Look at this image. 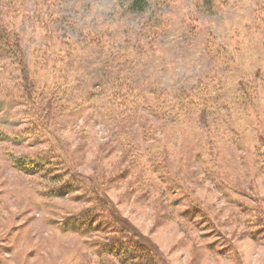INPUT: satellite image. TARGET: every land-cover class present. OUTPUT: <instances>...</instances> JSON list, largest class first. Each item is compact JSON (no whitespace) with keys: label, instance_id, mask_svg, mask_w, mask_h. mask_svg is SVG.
<instances>
[{"label":"rangeland","instance_id":"374dc122","mask_svg":"<svg viewBox=\"0 0 264 264\" xmlns=\"http://www.w3.org/2000/svg\"><path fill=\"white\" fill-rule=\"evenodd\" d=\"M205 1L0 0V264H264V0Z\"/></svg>","mask_w":264,"mask_h":264},{"label":"trees","instance_id":"16d2710c","mask_svg":"<svg viewBox=\"0 0 264 264\" xmlns=\"http://www.w3.org/2000/svg\"><path fill=\"white\" fill-rule=\"evenodd\" d=\"M209 1L204 2V7L210 10L211 7L214 6V4L213 2ZM127 4L130 11L143 12L147 7V0H127ZM18 47L19 40L17 36L0 27V60L6 59L9 61L11 59H16L17 62L14 63H18L17 65L22 68V72L25 74L26 71L28 72L27 69L29 68V63L26 59L20 57ZM27 88L29 89V87L24 88V95L27 101L31 102L32 94L29 93V90ZM40 165L41 164L37 160L30 161L26 158H19L14 160L15 168L18 171L29 175H35L38 172ZM95 220L96 219L94 217L90 219L88 218V224L94 223ZM133 240L134 239H129L127 240L128 242H123V240H118L116 238H108L103 251L109 257L118 259L120 264H150V250H146V248H144L140 242H135V240ZM108 244L110 245L108 246ZM162 259L165 261L164 257H162ZM162 263L164 264L163 261Z\"/></svg>","mask_w":264,"mask_h":264}]
</instances>
